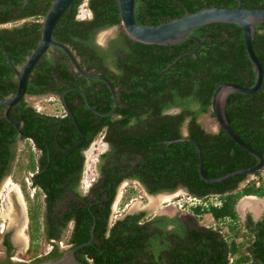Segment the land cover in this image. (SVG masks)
<instances>
[{
	"label": "trees",
	"instance_id": "16d2710c",
	"mask_svg": "<svg viewBox=\"0 0 264 264\" xmlns=\"http://www.w3.org/2000/svg\"><path fill=\"white\" fill-rule=\"evenodd\" d=\"M8 1L7 5L13 2L17 7L24 4V0ZM81 1L77 0L72 8L65 13L60 21L59 29L69 28L74 35L82 37L87 35V31L91 27L100 25V23L104 24V28L121 25L117 0H89L88 9L94 14L93 19L77 22L75 15L78 13V6ZM0 3L2 4V0ZM51 3L52 0H49L47 10ZM238 4L239 0H136V18L140 25L157 26L201 9L210 7L235 8ZM243 7L264 9V0H243ZM8 9L11 11L12 6ZM17 29L22 35L27 36V28ZM256 29L253 48L264 67V23L257 24ZM192 34L201 40V47L196 54L185 56L180 60H177L180 55L191 52L198 46L196 41L188 39L172 46L144 45L137 42L134 44L133 48L138 52L139 58L125 63V68L130 73L128 80L131 83L127 89L120 93L121 102L116 115H120L121 118L115 121H112V118H107V125L111 128L116 123L128 124L133 116L137 115L138 112L122 108V105L143 111V113H146V110L154 109L147 113L148 116L152 117L153 124L155 123L154 128H151L152 133L137 134L132 132L124 136L126 140L123 143L134 147L131 146L130 150L121 153L127 155L130 162L135 161L137 156H141L134 172L128 174L129 177L140 180L149 187L152 193L164 189L173 190L178 185L183 184L189 188L191 195L195 197L202 198L211 194L220 195L221 207L205 208L198 206L194 211L198 215L209 213L217 221L229 220V230L234 232L240 224L236 211L238 202L244 196L264 197V187L257 188L255 185H251L235 193L239 183L245 180L246 175L238 176L222 184H208L199 175L198 152L195 146L184 142L167 145L166 141L183 138L181 127L183 123L189 121V138L196 140L202 146L205 171L210 178L223 177L239 169L256 165L258 161L232 141L222 130L217 135H206L197 123L202 114L210 112L212 95L221 84L235 82L244 87H251L255 84L256 74L246 52L242 30L237 25L210 24L195 30ZM126 40L129 45L134 43L130 38H126ZM0 44L4 45L11 54L15 65L24 63V57L29 55L35 47V44L31 46L28 43L23 46L20 45L19 48L17 46L9 47L1 38ZM98 48L100 49V47ZM79 50L84 57H87L81 51L82 48ZM3 61L7 67H3L2 72L10 71L5 58ZM65 69L66 67H64ZM8 86L6 87L5 82L0 81L1 89L6 87L7 91H17V84H9ZM29 93L37 94L41 91L36 86H32ZM110 98L112 104L107 113L114 108V100L111 94ZM167 108H181V113L164 115L162 111ZM226 116L231 128L237 135L250 147L264 155V82L262 88L254 94L231 95L226 106ZM38 118V114L32 112L29 117L24 119L25 126L21 131L30 133L32 128L43 125ZM137 121L139 122L141 119H137ZM153 124L151 123V127ZM69 126L71 127V124ZM56 130L57 126L52 132ZM18 134L19 132L12 124H9L5 118H0V182L6 175L10 162L15 157L12 153V147ZM116 137L118 136L116 135ZM207 137L215 139L222 150L217 153V157L222 159L219 165L213 166L212 157L209 158L204 141ZM51 139H48L49 143H51ZM71 141L68 140V142ZM107 141H112V139L109 137ZM162 141H164L162 146L157 147V142ZM59 143L62 148L69 149L70 146H73V143L67 145V140ZM58 144L56 145L57 148L60 147ZM38 146L40 149L46 150L45 143L38 141ZM156 148L160 150L158 156ZM59 149L60 157L51 155L49 159H43L39 163L43 172L35 177V184L43 188L44 193L49 197L46 201L45 212L51 217L56 200L59 196H65L66 189L74 190L83 169V160L78 154V150L69 149L66 153L62 151L61 147ZM117 158L114 159V171L125 166V170L132 167L131 164L125 165L119 155ZM33 162V172H35L36 163ZM115 193L114 189L113 195ZM108 207L106 215L97 221L95 229V242H98L99 245L96 247L88 246L82 252L85 251L84 254L91 253L94 255L97 264H155L146 260L140 253V251L144 252V243L142 242L145 239V232L136 224L118 222L111 232V237L105 238L110 214ZM74 214L73 208L64 218V224ZM81 215L83 218L79 216L77 228L80 229L82 235L73 237L70 241L75 246L90 239V230L93 225L91 214L85 212ZM55 218L51 220H55ZM54 226L56 223L53 224V228ZM248 228L256 238L255 244L250 248L249 255L242 253L243 244L238 246L235 243L232 246L224 243V252H230V255L235 257L233 264H264V219L258 222L255 228H252V225H249ZM41 229L42 224L35 216H32L31 230H33V234L31 235L33 240H38L37 235ZM202 231L208 234V241L200 231L193 233L192 239L198 244L185 251L184 261L178 258L177 264H228L227 255H223V251L217 257L216 255L207 257L211 245H208L209 248L206 246L199 248V243L211 242L217 244L215 247L212 246L214 253H216L219 249L217 240L221 238L219 231L214 229H203ZM60 236L61 232H53L49 234L48 239H59ZM122 244L123 247L119 248L118 246ZM4 245L8 253L13 250L9 238H6ZM60 257H62V253L55 248L48 258L57 260ZM45 260L37 258L31 264L41 263ZM80 261L86 264L83 259ZM0 264L4 263L0 261Z\"/></svg>",
	"mask_w": 264,
	"mask_h": 264
},
{
	"label": "flooded vegetation",
	"instance_id": "af4514ba",
	"mask_svg": "<svg viewBox=\"0 0 264 264\" xmlns=\"http://www.w3.org/2000/svg\"><path fill=\"white\" fill-rule=\"evenodd\" d=\"M48 1L49 0H24V4L19 7H17L13 2L12 4L7 5L9 2L8 0H2V4L0 3V38L2 41L9 47L13 48L14 46L19 48L20 45L23 46L27 43L31 46L35 44V47L32 49L30 54L24 57V63L37 47L41 38L42 23H34L32 20L37 17H42L44 19L45 14L48 11ZM54 1L55 0H52V3ZM11 6L12 10L9 11L8 8ZM90 14L91 15L87 20H83L77 13L75 15V20L77 22L91 21L94 17V14L91 11ZM60 21L53 35L54 41L68 47L73 52V54H75L79 64L87 73L108 79L116 89L118 105L116 112L112 116L107 117L106 115L115 108L114 101V108L107 113V110L112 104V100L110 98V94L112 95V92L107 83L102 79L84 77L76 70L67 54H65L61 49L53 47L47 52V54L42 58L33 71L30 77L25 99L18 103L10 112V118L21 123L20 130H18L13 123L8 121L6 117L7 108L0 106V118H5L7 122L12 124V126L19 132L18 137L12 147V153H14L15 157L10 162L8 171L1 182L8 175L12 174L13 168L15 167V161L19 153V148L23 141L32 142V149L35 150L38 155V164L43 159H49V156L51 155H53V157H60V147L62 151L66 153H68L69 149L78 150V154L83 160V169L77 186L74 188V190L66 189L65 196H59L55 202L56 204L53 206L54 212L52 217L49 214L45 215L44 222L42 223V232L43 236L48 241L52 249L43 254V257L40 259L45 260V258H48L55 248H57V250L62 253L63 256L73 248L77 247L70 241L73 239V237H80L82 235L80 229L77 228V225L79 216L82 217L81 214L85 212L91 214L93 219V225L90 230V238L92 229L94 230V238L93 244L91 246H98V242H95V229L97 227V221L101 219L103 215H106L107 206H109L108 208L110 209V214L107 223L108 231L106 232L105 238L111 237V232L118 222H123V224L130 222L132 224H136L137 227L141 228L145 232V239L144 242H142L144 243V252L140 250L139 251L142 257H145L146 260L155 264H177L178 258L184 261L183 258L185 251L191 249L193 245L198 244L197 241L192 239L193 233L200 231V233L204 234L203 236L206 238V241H208V234L202 231L203 229L207 228L200 224L199 218L201 215L196 214L195 211H188L183 205L179 207V205L176 204L175 198L179 197V195L176 194L177 191L182 189L191 195L189 188L183 184H180L173 190L164 189L156 193H152L147 185H144L140 180L134 177H129L128 175L129 173L134 172V168L141 160V156H137L135 161L130 162L128 159L129 157L121 153L127 152V150H130L131 146H133L123 143L126 140L124 136H127L132 132L137 134H150V132H153L151 128H154L155 123L153 124V120L151 119L152 117L148 116L147 113L152 112L154 109L146 110V113H143V111H137L135 109H131L129 106L122 105V108H128L132 112H138L137 115L133 116L132 120L128 124L116 123L111 128L109 125H107V118H112V121L121 118L120 115H116L121 102L120 93L122 90L127 89L128 85L131 83H129L128 80L130 73L126 70L125 63L127 64L129 61L139 58V54L137 55L138 52H136L135 48H133L136 42L129 45L126 40V38L129 37L126 36L122 30H120L113 37L102 44L97 37L100 31L108 29L104 28L103 23L91 27L90 30L87 31L86 36L78 37L74 35V33L71 32L69 28L59 29L58 27ZM17 28H27V36L22 35ZM98 47H100V49ZM80 48H82L81 51H83L87 57H84L83 54H81L79 50ZM4 58L9 65L10 71L2 72L1 70L3 67H7L3 61ZM9 58L12 65L9 62ZM24 63L15 65L11 58V54L7 51L6 47L0 44V81L5 82L6 87H9V84H18L15 69L20 71ZM64 67H66L65 70ZM32 86H36V88L39 89L41 93L30 94L29 91ZM6 87L2 89L0 88V99L11 98L16 93L7 91ZM44 96H54L55 99L60 102L64 114L60 116H48L41 113V111H36L34 107L30 105L28 100L29 97L35 99L42 98ZM32 112H36L38 114L39 122H41L43 125L32 128L30 133H23L21 129L25 126L24 119L29 117ZM162 113L164 115H176L181 113V108H167L164 109ZM209 113L212 115L210 110V112L204 113L201 116ZM200 118L197 123L201 126L204 134L217 135L220 133V127L216 133L205 129L200 122ZM137 119H141V121L138 122ZM151 123L153 124L152 127ZM70 124L71 127L69 126ZM55 126H57V130L52 132ZM181 130L183 137L189 138V121L183 123ZM116 135L118 137H116ZM109 137L112 139V141H107V138ZM48 139H51V143H49ZM97 139L104 145L103 147L105 151L101 152L97 162H95L94 172L92 173L94 177L91 179V182H89L88 179L86 182H84L86 175V160L90 154L89 149ZM37 140L40 143H45L46 150L39 148ZM66 140L67 145L73 143V146H70L69 149L64 147L62 148V146H60L59 142ZM68 140L72 141L68 142ZM214 140L215 139L208 137L204 139L209 158L212 157L211 161L213 166L219 165L222 162V159L217 157V153L222 150L220 149L216 140ZM168 141L169 140H167L166 143ZM163 142L164 141L157 142V147L162 146ZM57 144L60 146L59 148L56 147ZM156 152L158 156L160 150L156 148ZM117 155L123 159L125 165L131 164L132 167L125 170V166L121 167L117 171H114V159H118ZM107 164L109 165L108 167ZM40 172L42 173L43 171L41 170V165L39 164L38 167H36V171L33 173L34 176L32 177V184H34L35 187L44 193V189L35 184V177L39 175ZM247 177L248 176H246V178ZM124 182L130 183H127V186L132 190V192H134L136 189L133 184L140 186L145 192V196H140L139 199L145 200V202H148V197H155L163 193L170 195L173 200L171 199V201L165 202L161 206L159 201V203L153 201L155 204H150L149 207L144 208L141 211L136 210L135 207L132 206L129 210L124 211V215H120L119 218H116L113 221L111 216L113 203L116 199L118 189ZM240 184L241 182L235 190V193L240 191L238 190L240 188ZM244 187L247 186L245 185ZM114 189L116 192L115 195H113ZM44 196V202L46 205L47 198L49 197L45 193ZM212 198L219 199L220 205L218 207L222 206L220 195L217 194L207 195L200 199H206L209 202V205L207 202L204 204H206L208 207H211L215 206V202H213ZM259 198L264 199V197ZM134 201L135 200H133L131 204H133ZM73 208L75 214L64 224V218ZM81 210L83 211L81 214H79ZM236 211L239 216V223L243 224L244 232L248 233L249 235V237L246 239L247 241L243 240L241 243L243 244L242 253L244 255H249L250 248L255 244L256 238L255 235L249 231L248 227L249 225H252V228H255L256 224L264 219V205L259 211H256L251 207H244V209H240L238 202ZM50 217L51 219L55 217L56 218L55 220H51ZM30 219L32 221V217ZM224 222H226L225 224L228 223L227 225L230 223L229 220ZM54 223H56V226L53 228ZM53 232H61L60 238L48 239L49 234ZM30 236L32 238V235ZM6 238H9L13 246V250L8 253L5 248L4 259L0 261L4 264L25 263L15 258V246L12 243L9 234L4 235L3 246L5 247L4 244ZM217 241L219 244V249L216 251V253H214V248H212V246L215 247L217 244L211 242L199 243V248H201V246L208 247V245H211L210 248L208 247L210 253L207 257H213L215 255L217 257L218 255H221V252L223 251V255H227L229 262L228 264H233L235 257L231 256L230 252H224V243L227 245L229 244L230 246H232L233 243L236 245L241 244L237 243L236 238H232L230 236L226 238L221 236V238H218ZM61 242H63V245H60ZM118 247L122 248L123 244ZM85 248L78 250L75 253L76 259L78 261L83 259L86 264H97L94 255L91 253L84 254L85 251L82 252ZM47 260L53 259L48 258L45 261Z\"/></svg>",
	"mask_w": 264,
	"mask_h": 264
},
{
	"label": "water",
	"instance_id": "95a60500",
	"mask_svg": "<svg viewBox=\"0 0 264 264\" xmlns=\"http://www.w3.org/2000/svg\"><path fill=\"white\" fill-rule=\"evenodd\" d=\"M76 1L77 0H55L52 3L42 21L41 38L37 47L27 58L20 71L13 67L17 75V91L11 98L0 99V106L7 108L6 117L8 121L13 123L18 130H20L21 123L10 118V112L18 103L25 99L28 91L30 77L33 71L35 70L38 63L42 60V58L53 47L59 48L65 54H67L76 70L84 77L104 80L110 88L115 101V108L106 116H112L117 110L118 104L116 89L114 85L106 78L87 73L79 64V61L75 54H73V52L68 47L55 42L53 39V35L59 21L64 16V14L76 3ZM117 3L120 10V28L125 33V35L134 42L144 45L158 46H172L188 39L197 42L198 46L194 50L180 55L177 60H180L188 55L196 54L200 49L201 40L192 34L195 30L203 26L219 23L233 24L241 28L244 37L246 52L256 74L255 84L251 87H244L235 82H225L221 84L212 95L210 110L220 129L239 147L251 154L258 161L257 164L251 167L239 169L223 177L210 178L205 171L203 149L196 140L183 137L180 139L170 140L167 142V144L172 145L183 142L192 143L196 147L198 152L199 175L201 179L208 184H222L238 176H249L264 170V155L254 148L250 147L237 135V133L231 128L226 116V106L231 95L254 94L262 88L264 82V67L254 51L253 40L257 33L256 25L264 23V9L244 8L243 0H239V4L235 8L210 7L187 14L184 17L172 20L161 25L144 26L140 25L137 22L136 0H117ZM9 62L12 65L10 58ZM249 198H254L255 200L263 202L264 204V199L255 196H246L239 201L240 209L243 206L244 202ZM93 231L94 230L92 229L91 238L88 242L73 248L57 260H47L37 264H83L76 259L75 253L78 250H81L93 244Z\"/></svg>",
	"mask_w": 264,
	"mask_h": 264
},
{
	"label": "rangeland",
	"instance_id": "374dc122",
	"mask_svg": "<svg viewBox=\"0 0 264 264\" xmlns=\"http://www.w3.org/2000/svg\"><path fill=\"white\" fill-rule=\"evenodd\" d=\"M88 1L89 0H82L80 5L78 6V14L83 20H87L91 15L88 9ZM42 20V17H37L33 19L32 22L41 24ZM120 30V26L110 27L108 29L100 31L97 38L102 44H104L108 39L113 37ZM28 100L30 102V105L34 107L36 111H41V113L45 115L60 116L64 114L60 102L55 99L54 96H44L42 98L35 99L29 97ZM200 122L208 131L216 133L219 130L217 121L210 113L201 116ZM103 146L104 145L99 142L98 139L91 145L89 149L90 154L86 160V175L84 182H86L87 179L89 182H91V179L94 177L92 173L94 172L95 162H97V159L100 156L101 152L105 151ZM32 148L33 145L31 141H23L22 145L19 148V153L15 161V167L13 168L12 174L8 175L0 183V260L4 259L5 256V247L3 246L5 234L10 235V239L15 246V258L27 264H31L37 258H42L43 254L47 253L51 247L48 241L43 236L42 229L40 233H38V235L37 233L35 234V236H38V240L35 241L30 236L31 234H33V230H31L32 221L30 218L32 216H35L40 224H42L46 215L44 193L37 187H35L34 184H32V177L34 176L33 161H35L36 167H38L39 165V160L37 159L38 155ZM248 179L249 178L247 177L244 181L241 182L240 188L238 190L241 191L245 188L244 186L247 184ZM127 183L130 184L129 182H124L118 189L116 199L113 203L111 215L113 221L116 218H119L120 215H124V211L129 210L132 206H134L136 210L141 211L142 209L149 207L150 204H155L153 202L154 198H158L160 202L158 203L160 204V206L165 203L164 199H161V197H164L168 194L163 193L155 197H148V202H145V200L139 199L140 196H145V192L142 190V188L137 184H133L136 189L134 192H132V190L127 186ZM176 194L179 195L178 198H175L176 204L183 205L184 208H186L190 212L195 210V204L198 205L201 203L204 207V203L207 202V204L209 205V202L206 199H200L199 197L195 198V196L189 195L182 189H179ZM171 199L173 200L172 197ZM212 199L216 205L219 204V199ZM133 200L135 201L133 204H131ZM244 207L242 206L241 208L244 209ZM246 207L248 206L246 205ZM199 220L200 224L204 226H211L210 229L213 228V225L215 223L209 213L202 214ZM215 227L217 228V231L220 229L218 225ZM229 233L230 237H234L237 239L238 244H241L243 240H246L247 237H249L248 233L244 232L243 224H239L234 232L229 231ZM242 247L241 251L243 252Z\"/></svg>",
	"mask_w": 264,
	"mask_h": 264
},
{
	"label": "built area",
	"instance_id": "2783aa9c",
	"mask_svg": "<svg viewBox=\"0 0 264 264\" xmlns=\"http://www.w3.org/2000/svg\"><path fill=\"white\" fill-rule=\"evenodd\" d=\"M248 181H247V184L246 186L248 185H255L257 188L259 187H264V170H262L261 172L259 173H255V174H252V175H249L248 176ZM179 207H181L182 205L178 204ZM220 204L216 205L215 206H219ZM198 206H203V204H195L194 208L198 207ZM204 207L205 208H208V206L206 204H204ZM211 215V214H210ZM212 216V215H211ZM212 220L215 222L214 225H213V228L214 230H217V228L215 226L218 225V227L221 229H219V233L221 236H223L224 238L228 237L230 235L229 233V227L227 224H225L226 222H222V221H217L215 220V218L212 216ZM207 229H210L211 226H205ZM215 227V228H214ZM227 231V232H226ZM60 245H63V242L60 243ZM50 249H52L50 247Z\"/></svg>",
	"mask_w": 264,
	"mask_h": 264
},
{
	"label": "bare ground",
	"instance_id": "6f19581e",
	"mask_svg": "<svg viewBox=\"0 0 264 264\" xmlns=\"http://www.w3.org/2000/svg\"><path fill=\"white\" fill-rule=\"evenodd\" d=\"M161 199H164L165 202H169V201H171V196L170 195H166L164 197L162 196ZM157 200H158V198L153 199V201L158 203L159 200L158 201ZM246 201L247 202H245L243 207L244 206L246 207V205H247L248 207H251L252 209H255L256 211H259L264 205L263 202H259V201L255 200L254 198H249Z\"/></svg>",
	"mask_w": 264,
	"mask_h": 264
}]
</instances>
